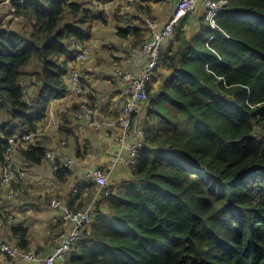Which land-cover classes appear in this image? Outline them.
I'll list each match as a JSON object with an SVG mask.
<instances>
[{
	"label": "trees",
	"instance_id": "16d2710c",
	"mask_svg": "<svg viewBox=\"0 0 264 264\" xmlns=\"http://www.w3.org/2000/svg\"><path fill=\"white\" fill-rule=\"evenodd\" d=\"M216 1L227 2L217 26L204 17L197 35L179 27L177 44L161 48L157 68L172 73L149 90L148 143L67 264H264V0ZM13 3L32 27L0 29V165L8 139L36 131L65 96L72 39L83 42L94 17L84 0ZM23 80L39 87L30 100ZM23 153L45 161L42 146Z\"/></svg>",
	"mask_w": 264,
	"mask_h": 264
},
{
	"label": "crops",
	"instance_id": "0c3cea01",
	"mask_svg": "<svg viewBox=\"0 0 264 264\" xmlns=\"http://www.w3.org/2000/svg\"><path fill=\"white\" fill-rule=\"evenodd\" d=\"M84 7L93 11L94 17L88 21L83 29L88 37L83 41L89 47V56L86 61L78 63L81 72L85 95L80 97H58L48 104L46 117L37 123V132L47 122L58 123L60 127H49L39 140L43 148L55 147L60 158H73L75 167L66 172L64 179L59 178L47 163L31 162L24 156L27 147H19L14 154L15 166L25 169L28 173L27 191L17 199L8 200L0 190V215L13 214V222L0 231V238L11 243H20L19 230H25L27 247L40 255H47L55 246V238L63 230L57 210L50 205V198L57 196L63 201L72 203L78 209L91 205L97 210L98 205L105 210L106 197L100 194V189L94 182L84 179L85 170L102 168L109 171L114 188L117 189L124 182L131 179L133 169L127 164V148L119 140L122 128L118 122L122 115L123 105L128 98V83L118 78L114 72L112 61L118 59L126 70L140 72L149 60L148 54L139 51L135 32L140 29L143 38L148 41L151 31L147 20L154 18L159 27H163L173 15L178 0H135L133 10L135 17L126 23L121 7L126 0H84ZM208 19L207 11L202 4L188 14L175 28L174 34L165 39L162 49L176 45V34L181 27L188 36H195L203 26L202 18ZM184 25H181L183 24ZM8 24V25H7ZM19 24V27L18 25ZM13 27L17 30L29 31L31 22L27 21L16 10L7 7L0 11V29ZM131 28L127 35L122 30ZM144 42V43H145ZM74 58L67 62L68 70L75 66ZM65 76L67 90L70 87V73ZM172 70L159 66L152 77L148 88L151 94H158L164 80L171 75ZM39 91L37 85L29 88L26 100H30ZM150 98V97H149ZM150 100V99H149ZM83 101L98 102L96 120L100 127L95 125L92 117L76 119L73 109ZM150 102L141 107L136 116V125L144 124L150 113ZM0 115L6 117L4 110ZM0 119V124H2ZM62 140L66 144L62 145ZM132 139L129 138V141ZM73 188L79 193L73 197ZM108 210V209H107ZM0 264H36L21 258H10L0 253ZM61 264V263H58Z\"/></svg>",
	"mask_w": 264,
	"mask_h": 264
},
{
	"label": "built area",
	"instance_id": "2783aa9c",
	"mask_svg": "<svg viewBox=\"0 0 264 264\" xmlns=\"http://www.w3.org/2000/svg\"><path fill=\"white\" fill-rule=\"evenodd\" d=\"M14 0H2L0 2V11L7 7L15 9ZM24 2L25 0H21ZM135 0H126L121 7V13L125 16V22L130 23L135 17V9L133 3ZM202 4L207 11L208 19L213 26H217L216 18L223 11L225 2L215 0H178L175 5L173 15L169 21L159 27L154 18L147 20V26L151 31V38L141 45L138 49L143 54L149 55V60L140 72L126 70L121 61L115 59L112 61L114 72L118 78L128 83V98L123 105L122 115L118 122L122 128V136L119 140L126 145L127 148V164L134 170L139 163L141 150L147 145V137L149 134L150 122L152 117L148 115L143 125L137 126L135 116L141 110V107L149 101L148 88L158 66L159 53L162 43L165 39L171 37L176 26L180 24L182 19L188 14L194 12L198 5ZM225 33H223L224 35ZM72 47L74 48L76 61L75 66L70 69V87L66 92L68 97H80L86 94L84 84L82 82L81 72L78 63L86 61L89 56V47L77 38L72 39ZM21 84L25 87V94L29 92V82L23 80ZM98 111V102L83 101L72 111L76 119L84 117H92L95 125L100 127V123L96 120ZM60 127L58 123L47 122L43 129L37 132H31L19 137H11L8 139L9 145L4 154V162L0 165V190L8 200L17 199L22 196L28 187V173L25 169L15 166L14 154L21 147H29L32 145L40 146L39 140L43 141V134L49 127ZM1 138V135H0ZM129 138L132 140L129 141ZM62 145L66 144L62 140ZM45 161L49 163L54 172L63 169L71 172L75 167L73 158H60L55 147H47L45 149ZM84 179L94 182L99 187L100 194L108 197L112 193L114 181L111 180V174L102 168H89L85 170ZM79 193L78 188H73V197ZM50 205L57 210L60 216L63 230L56 236L55 246L47 255H40L31 249H23L20 243H11L0 238V253L10 258H21L28 262L36 264H66L73 250L74 245L81 240L85 233V229L94 221L96 209L93 205L86 209H76L70 203L63 199L53 196L50 198ZM13 214H3L0 216V231L13 222Z\"/></svg>",
	"mask_w": 264,
	"mask_h": 264
},
{
	"label": "rangeland",
	"instance_id": "374dc122",
	"mask_svg": "<svg viewBox=\"0 0 264 264\" xmlns=\"http://www.w3.org/2000/svg\"><path fill=\"white\" fill-rule=\"evenodd\" d=\"M216 1V0H215ZM8 25V24H7ZM16 25H18V27H19V24H16ZM8 28H10V27H8ZM10 29H13V27H11ZM14 30H17V28H15ZM20 31H22V30H20ZM177 35V34H176ZM137 116V115H136ZM136 116H135V120H136ZM263 134V133H262ZM49 202H50V200H49ZM59 234H60V232H59ZM71 256V255H70ZM70 256H69V259H70ZM69 259H68V262H69ZM67 262V263H68ZM66 263V264H67Z\"/></svg>",
	"mask_w": 264,
	"mask_h": 264
},
{
	"label": "water",
	"instance_id": "95a60500",
	"mask_svg": "<svg viewBox=\"0 0 264 264\" xmlns=\"http://www.w3.org/2000/svg\"><path fill=\"white\" fill-rule=\"evenodd\" d=\"M227 2H225V5H226Z\"/></svg>",
	"mask_w": 264,
	"mask_h": 264
}]
</instances>
